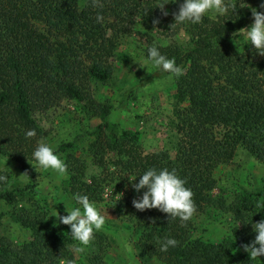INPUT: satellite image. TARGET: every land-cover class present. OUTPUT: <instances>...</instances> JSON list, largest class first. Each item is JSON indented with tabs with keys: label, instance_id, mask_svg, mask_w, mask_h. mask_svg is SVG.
<instances>
[{
	"label": "trees",
	"instance_id": "trees-1",
	"mask_svg": "<svg viewBox=\"0 0 264 264\" xmlns=\"http://www.w3.org/2000/svg\"><path fill=\"white\" fill-rule=\"evenodd\" d=\"M82 1L0 0V156L22 164L33 159L37 145L47 139L39 115L73 99L90 118L101 120L81 135L94 137L90 148L96 166L104 168V155L114 152L119 158L115 165L136 175L151 167L175 169L193 192L196 212L187 222L170 220L158 209L133 207L130 224L145 261L259 264L237 244L255 239L253 224L264 218L259 207L264 205V184L254 191L231 192L228 211L240 226L220 242L197 234L196 217L209 212L216 171L232 161L239 148L264 164V56L235 38L253 23L251 8L260 10L261 0H243L250 7L233 0L238 2L233 17L231 12L207 14L199 24L175 25L184 31V41L176 39L178 30L171 27L173 13L183 0L166 5L167 16L155 8L158 0H98V6ZM98 13L103 23L96 22ZM155 19L160 23L154 25ZM139 27L149 37L145 55L155 44L184 72L175 82L174 153L169 149L145 153L140 132L117 129L109 119L112 106L97 101L91 92V82L112 78L116 63L124 60L121 48L131 34L129 28ZM168 75L155 69L133 89ZM31 129L36 135L26 138L25 132ZM76 147L72 140L57 150L66 155L70 192L97 201L101 184L86 180L88 166L75 155ZM37 187L35 181H10L8 176L0 182V204L20 207L9 211L10 219L31 234L19 246L0 238V264H66L68 259L76 264L72 248L77 241L71 237L70 226L52 223L48 200ZM165 238L179 243L161 252Z\"/></svg>",
	"mask_w": 264,
	"mask_h": 264
},
{
	"label": "rangeland",
	"instance_id": "rangeland-1",
	"mask_svg": "<svg viewBox=\"0 0 264 264\" xmlns=\"http://www.w3.org/2000/svg\"><path fill=\"white\" fill-rule=\"evenodd\" d=\"M82 3L90 4L92 0H83ZM208 14L218 16L212 12ZM129 29L131 34L121 48L124 60L116 63L110 80L102 83L91 82V92L97 101L112 106L109 119L116 124L117 129L140 132L139 143L145 153L162 149H169L174 153L176 130L172 121L176 77L168 75L155 78L133 89L140 79L149 76L157 68L144 64L146 55L143 50L149 38L147 33L140 27ZM174 29L178 30L176 26ZM177 33L176 39H186L184 31L178 30ZM235 38L239 42L245 41L241 35ZM39 119L47 131L46 143L53 147L55 154L65 161L66 155L58 153V147L63 142L75 140L77 147L74 153L88 166L86 180L101 184L100 199L94 202L100 207L106 223L102 230L96 232L84 253L75 256L76 264H162L154 259L145 261L135 244L130 217L134 209L132 201L138 194L126 175L130 172L121 165H115L119 158L114 152L104 155V168L96 166L90 148L94 137L81 136L101 120L90 118L88 112L73 99L64 100L47 113L39 115ZM0 174L7 175L10 181H35L37 188L48 200L50 220L55 225L59 221L58 216L54 215L58 213L59 216H65L68 214L66 209L76 206L72 200L67 174L43 170L34 159L22 164L0 156ZM216 179L211 208L207 214L197 216L196 220L199 236L205 240L220 242L233 235V231L240 226L228 211L227 204L231 201L229 195L237 189L254 191L261 187L264 184V164L243 148H239L232 161L217 169ZM19 208L0 204V238H7L16 246L29 240L31 236L27 229L10 219L9 211L12 213ZM243 245L245 244H237V248L245 252ZM257 260L259 264H264L263 256Z\"/></svg>",
	"mask_w": 264,
	"mask_h": 264
},
{
	"label": "clouds",
	"instance_id": "clouds-1",
	"mask_svg": "<svg viewBox=\"0 0 264 264\" xmlns=\"http://www.w3.org/2000/svg\"><path fill=\"white\" fill-rule=\"evenodd\" d=\"M179 0H158L157 6L164 16L169 13L165 6L169 3L175 4ZM241 7H250L238 0ZM238 2L233 0H183L179 5V10L173 13L175 25L199 24L205 16L212 12L217 15H227L231 12L232 17L236 13ZM93 6H98V0H92ZM243 5V6H242ZM259 9L251 8L253 23L246 29H241L238 35L244 37L246 43L250 44L255 54L264 56V0H261ZM104 17L101 13L96 16L97 23H103ZM159 19L153 20V24H159ZM145 66L151 64L163 73L179 78L184 74L183 69L176 64L174 59H169L163 55L158 46L153 44L147 48V56L144 60ZM36 135L35 129L25 132L26 138ZM33 159L43 170H52L58 174L67 171L66 163L54 152L52 146L41 142L33 152ZM134 191L138 194L132 203L138 211L158 209L162 213L169 215L170 220L179 219L181 222L189 221L196 212V205L193 200V192L186 187V181L182 179L175 169L148 168L140 175L133 173L126 174ZM138 179V182H135ZM7 176L0 174V182H6ZM72 200L75 207L67 210V215L59 216L58 221L70 226L71 237L77 241L72 251L74 256L84 253L85 249L94 239V234L104 227L105 216L96 202L90 200L88 195L74 193ZM264 209V205H259ZM256 233L255 239L250 244L243 245L251 259H258L264 256V218L253 224ZM178 241L175 238H165L160 242V251L167 252L169 248L176 247ZM66 264H75V259H68Z\"/></svg>",
	"mask_w": 264,
	"mask_h": 264
}]
</instances>
